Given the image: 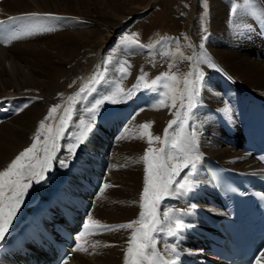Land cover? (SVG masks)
Masks as SVG:
<instances>
[{"label": "bare ground", "instance_id": "1", "mask_svg": "<svg viewBox=\"0 0 264 264\" xmlns=\"http://www.w3.org/2000/svg\"><path fill=\"white\" fill-rule=\"evenodd\" d=\"M125 1L121 0V3L123 4ZM224 1L210 0L209 2L208 14L210 17L207 21L209 31L208 39L204 42L205 48L199 47L203 40L193 41L194 56L206 50L222 69V71H215L208 69L205 65H200L204 71L209 72L207 74L208 87L201 92V104L195 109L194 126L197 128L199 151L203 154L201 163L206 154H211L227 164L240 168L245 165L256 168L260 164L250 154L224 144L223 133L218 123L221 118L218 116L215 121L210 112L215 115L220 113L230 116V111L225 113L223 109H230L232 106L225 95L236 102V97L230 94L233 90L252 92L264 97V58L257 53L262 49L260 39L261 36H264V19L258 20L252 16L243 7L244 0H229V5ZM234 4L241 5L235 15L231 12ZM117 6V0H1L0 16H4L3 19L8 22L17 23V31L33 27L53 30L39 31L7 45L0 43V107L7 106L9 108V112L0 120V171L8 166L19 151L31 146L34 142L35 136L40 130V119L48 113L49 109L46 110L48 101L53 100L54 105L61 106L59 108L61 109L60 119L66 110H64L65 93L62 91L65 86H61L65 84L64 80L67 75L75 68L80 67L83 60V58L77 59L80 61L79 63L75 61L79 46L88 40L87 37L89 38L90 34H95V29L98 28H95L94 25L97 22L100 21L101 25H109L110 34L119 28L121 24L119 19L132 13V10H124V13H121L122 9H117ZM254 6L258 14L264 16V0H254ZM29 13H52L59 19L43 15L29 17L27 15ZM245 25H252V29L246 31ZM68 62L73 65L69 69L66 68ZM132 79H135L133 75L128 79V85L133 83ZM58 87H61L59 91H57ZM46 90H53L55 95L53 93L46 94ZM138 95L145 96L146 104L137 109L135 117L122 131L118 133L115 129L109 130L113 134L118 133L114 145L110 146L111 148L106 149L104 146L107 143L104 141L105 128L98 127L96 137L93 139L91 136L85 141L88 148H85L82 156H88L97 165L99 159L102 158V161L107 163L104 169L108 174L105 176L104 185L107 182L113 183V186L104 187L103 185L91 199L93 202L91 218L93 221H99L100 224H106L104 221H112L110 223L113 225L125 224L139 218L142 211L140 204L147 167L142 157L149 147L147 138H139L140 125L146 122L151 123L153 135L163 138L165 127L168 124L167 120L171 116L170 113H167L169 107H153L160 98L157 92L141 87L133 97ZM25 104L28 107L20 111ZM13 106L14 110L12 111ZM121 106L124 105L118 107ZM77 110L79 109L77 108ZM132 110L136 109L128 106L126 110L119 111L118 122ZM79 115L82 118L85 113L79 111L75 122ZM73 130H75L73 127L68 129L69 132ZM171 133L172 130H170V135ZM88 136L90 134H87ZM44 139L45 136L42 137V141ZM62 140L58 141L56 155L62 157L61 153H63L67 157L68 154H65L64 148L61 149L60 154L58 149L61 143L67 147V144L72 143L73 140L72 137L69 139L70 142ZM152 147H160V145L154 143ZM70 159L64 160L68 162ZM58 161L59 159L53 162V168L46 173L45 180L33 183L28 190L8 234L21 219L29 217L38 207L42 197L39 199L36 197L46 193L49 195L59 186L55 183L56 177L60 175L59 172L62 169ZM80 161L84 166L86 161L83 158ZM73 163L74 158L69 163L60 182L66 180V187L68 186L74 194H77L80 192V179L78 171L70 170ZM201 163L197 172L199 185L193 193V199L196 201L209 196L212 192L210 185L203 178ZM99 165L101 166V164ZM51 178L53 179L51 180ZM106 188L107 191H105ZM190 202L192 201L187 197L166 198L160 206V211H164L169 206L180 209ZM92 231L98 234H85L81 240V244L88 248V252L81 254L80 251H76L71 263L68 264H125L128 240L132 230L92 229ZM161 234V236L158 235L157 248L165 256V245L172 246L173 243L165 240V233ZM185 241L190 242V237H186ZM0 264L12 263L4 260L0 255Z\"/></svg>", "mask_w": 264, "mask_h": 264}, {"label": "snow or ice", "instance_id": "2", "mask_svg": "<svg viewBox=\"0 0 264 264\" xmlns=\"http://www.w3.org/2000/svg\"><path fill=\"white\" fill-rule=\"evenodd\" d=\"M205 7H207V0H205ZM240 7L241 5L234 4L231 8L232 14L235 15ZM243 7L258 20L264 19V16L258 14L254 6V0H244ZM27 15L29 17L43 15L59 19L52 13H29ZM3 23L4 21H0V24ZM251 29L252 25H245L246 31ZM52 30L51 28L33 27L24 31L9 32L0 35V43L7 45L25 36L34 35L36 32ZM202 31L204 33L202 40L207 41V26H203ZM123 42L135 43L137 46L143 47L139 44L138 39L132 35L124 36ZM199 47L204 49V43H201ZM185 59L192 61L195 67L182 79L175 73L165 72L149 82L145 75H141L138 78L137 85L127 91L117 81L114 88L96 99L86 109L91 118L87 123L81 120L78 133L72 134L73 142L67 144L66 147L69 156H74L76 150L86 141L87 134L92 131L100 108L106 102L115 105L127 101L132 98L136 90L140 89L141 85L146 90L157 92L161 97L153 107L175 109L177 103H179V110L175 113L176 118L168 122L163 138L153 135L151 123L146 122L140 125L139 138H147L149 147L142 157L147 167L140 204L142 211L139 218L125 224L104 225L100 224L99 221H91V217H89L91 223H86L84 232H81L75 238V251L88 252V248L80 241L85 234H98L92 229L108 231L131 229L132 234L128 240L125 264H177L180 255L177 247L175 245H165V250L170 251L174 256L173 259H166L157 248L158 233H165L169 237L179 239L184 230L190 227L184 220V217L189 215L190 211L174 209L169 206L161 212L160 206L166 198L180 199L188 197L199 185L197 172L203 154L199 151L197 128L194 126L196 120L195 109L201 104V92L208 87L207 73L200 65H205L211 70L222 71L206 50L196 56L185 57ZM129 67L127 61L120 64L121 76L129 74ZM106 72L107 69L104 73H97L92 78L91 85L81 89V93L95 91L94 85L105 80ZM181 84H183V88H180ZM165 98L170 103H166ZM69 103L71 104V100ZM27 107L28 105L25 104L20 111ZM60 107V105L53 106L49 110V118H53V114L57 113ZM223 111L228 113L230 109L225 108ZM73 112L74 109L68 107L60 117L56 128L52 125L46 126L45 122L41 121L40 131L36 134L31 146L21 151L3 171H0V242H3L8 234L16 214L23 204L25 195L33 183H40L45 180L46 173L53 168V162L57 160L58 141L64 139L65 132L71 126L70 121ZM170 130H172L171 135ZM43 133H47V135L41 141L40 136ZM154 143L159 144L160 147H152ZM58 163L62 167L68 166L63 159L59 160ZM181 173H184V175H181ZM104 187H108V185H104ZM257 195L264 194L257 193ZM195 207V204L190 205V209H195ZM64 264H67V261H64ZM253 264H264V250L257 254Z\"/></svg>", "mask_w": 264, "mask_h": 264}, {"label": "rangeland", "instance_id": "3", "mask_svg": "<svg viewBox=\"0 0 264 264\" xmlns=\"http://www.w3.org/2000/svg\"><path fill=\"white\" fill-rule=\"evenodd\" d=\"M117 1L118 8H115L119 10L122 9L120 10L123 11L121 13H124V10H132V13L128 15L125 13L126 16L119 19V22L121 21L119 28L113 30L110 34L109 25H101L100 21L94 25L95 28H98L97 30L95 29V34H90L89 38L87 37L88 40L86 39L87 41H85L82 46H79L76 52V62L79 63L80 61H77V59L81 60L83 58L81 66L71 71L64 80L65 84L61 86H65L62 90L66 98L64 110L67 109L68 106L72 107L74 109L72 116H76L79 111L88 113L85 109L90 107L96 99H99L114 88L117 81L122 83V87H125L124 89L127 91L137 85L138 78L141 75H145L149 82L165 72L175 73L182 79L195 67L192 61L185 59V57L194 56L193 41L202 40V36L204 35L202 31L203 26H207L209 31L207 21L208 17H210L208 14L210 0H207V7H205V0H126L127 2L125 1L123 4L121 0ZM224 2L229 5L228 2L230 1L225 0ZM100 9L99 7V10ZM127 35L134 36L143 47H139L135 43L136 48L126 46L130 44L123 42V37ZM202 42L204 43L205 41ZM124 45L125 47H123ZM109 61H111V63H109ZM124 61H127L128 65H130L128 69L129 74L121 76L119 67ZM68 63L66 65L67 69L73 66L71 62ZM105 69H107L105 73L106 78L94 85L95 91L81 93V89L89 87L92 83V78L97 73H104ZM205 72L207 74L209 73L207 71ZM132 75L135 79H132L131 81H133V83L128 85V79H130ZM61 87H58L57 91H59ZM141 87L143 88V85H141ZM180 88H183V84L180 85ZM138 91L139 89L136 90L135 93ZM50 93L55 95L53 90H46V94ZM70 100L71 104L69 103ZM165 100L166 103H170L167 98H165ZM124 102L119 104H125ZM106 103L105 106L100 108L99 113L102 112V109L104 111V109L106 110L118 105ZM46 105V110H50L55 106L53 100L48 101ZM77 108L79 110H77ZM49 110L40 121H44L46 126L54 125L53 127L56 128L58 127L57 121L59 120L61 109H58L57 113L53 114V118H49ZM178 110L179 103H177V108L175 109L169 107V112L167 113H170L169 115L171 116L168 118L167 122L176 118L175 113ZM134 117L135 116L132 118ZM132 118H130L129 121H131ZM97 119L98 116L96 117V120ZM151 129H153V127H151ZM43 135L46 136L47 133L41 134V141L42 137H44ZM64 140L66 139L62 141ZM65 142L70 141L66 140ZM64 145L63 143L60 144L58 152H60L61 149L63 150V148L66 150V145ZM82 146H84V143ZM82 146L80 145L76 150L75 155H80ZM24 149L25 148L21 151ZM21 151H19L18 154ZM96 151L99 152L98 150ZM18 154H16L15 157ZM65 154L68 153L66 152ZM109 154L108 152V155ZM56 156L57 159L60 160L64 158L67 159L69 155L67 157L62 155V158L59 157L58 154ZM85 158L88 159L89 157L85 156ZM72 159L73 158L67 162L68 165L72 162ZM91 161L94 162L93 159H91ZM52 172L54 173L53 170ZM62 172H65V167H62L59 172V174L63 176ZM52 179L53 178H51V180ZM59 181L60 179L57 180V182ZM106 185L113 186V183L107 182ZM105 191H107V188ZM42 196L43 195L40 194L36 198L39 199V197ZM110 222L104 221V223H106L104 225H113V223ZM80 253L82 254V252Z\"/></svg>", "mask_w": 264, "mask_h": 264}]
</instances>
